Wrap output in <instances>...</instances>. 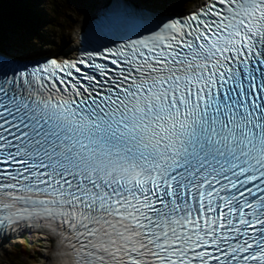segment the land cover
<instances>
[{"label": "snow or ice", "instance_id": "obj_1", "mask_svg": "<svg viewBox=\"0 0 264 264\" xmlns=\"http://www.w3.org/2000/svg\"><path fill=\"white\" fill-rule=\"evenodd\" d=\"M0 0V264H264V0H85L45 50Z\"/></svg>", "mask_w": 264, "mask_h": 264}, {"label": "rangeland", "instance_id": "obj_2", "mask_svg": "<svg viewBox=\"0 0 264 264\" xmlns=\"http://www.w3.org/2000/svg\"><path fill=\"white\" fill-rule=\"evenodd\" d=\"M43 1V0H36ZM57 6L60 7L63 22H51L49 26L43 27L45 36V50L50 52L59 51L71 41H75L76 33L78 32L77 25H81L83 17H89L91 12L93 15L97 13L99 5L86 6L85 0H54ZM199 0H180L182 11H189L196 7ZM40 6H36L39 8ZM80 23V24H79ZM18 239V240H17ZM15 247L4 249L9 253L6 264H41L40 257L43 253L42 247L36 234H23L22 238L11 239L8 242Z\"/></svg>", "mask_w": 264, "mask_h": 264}, {"label": "trees", "instance_id": "obj_3", "mask_svg": "<svg viewBox=\"0 0 264 264\" xmlns=\"http://www.w3.org/2000/svg\"><path fill=\"white\" fill-rule=\"evenodd\" d=\"M54 0H43V1H36L34 5L28 10L30 11L34 17L39 21L42 25L41 27V35L42 38L45 36V31L43 27L49 26L51 22L58 20V22H63L62 12L59 6L55 4ZM40 6L36 8V6Z\"/></svg>", "mask_w": 264, "mask_h": 264}, {"label": "bare ground", "instance_id": "obj_4", "mask_svg": "<svg viewBox=\"0 0 264 264\" xmlns=\"http://www.w3.org/2000/svg\"><path fill=\"white\" fill-rule=\"evenodd\" d=\"M98 9H99V7H98ZM98 9H97V13H98ZM94 16L95 15H93L92 12H91V15H89V17H83L82 18V21H80L81 25H77L76 26V28H78V32L76 33V37L78 36L79 33H81V31L83 30L84 26L88 22V20L91 19ZM76 37H75V41L74 42L71 41V39H70V42L71 43L69 45H66L64 48L60 49L59 51L66 52L69 56L73 55L74 53H73L72 50L75 49V48H77V39H76ZM31 234H33V235L36 234L37 235L38 240L40 242L39 245H41L42 251H43L41 257H43L45 255V248H46V240H45V237L43 235H41L40 233L31 232ZM41 257H40V262H41Z\"/></svg>", "mask_w": 264, "mask_h": 264}]
</instances>
